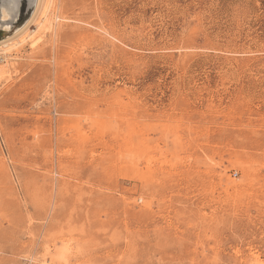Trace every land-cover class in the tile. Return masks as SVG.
<instances>
[{
  "label": "rangeland",
  "instance_id": "1",
  "mask_svg": "<svg viewBox=\"0 0 264 264\" xmlns=\"http://www.w3.org/2000/svg\"><path fill=\"white\" fill-rule=\"evenodd\" d=\"M47 1L0 55V264H264V0Z\"/></svg>",
  "mask_w": 264,
  "mask_h": 264
},
{
  "label": "bare ground",
  "instance_id": "2",
  "mask_svg": "<svg viewBox=\"0 0 264 264\" xmlns=\"http://www.w3.org/2000/svg\"><path fill=\"white\" fill-rule=\"evenodd\" d=\"M46 1L47 0H36L34 9L26 22L22 26H20L17 31L0 40V55L4 54L2 62L7 61L5 58H7L6 56L7 54H9L8 52L10 50L17 46H20L26 41L27 37L29 36V34L26 35V33L29 30L31 24L35 23L36 30L46 27V25L44 24V21H46L45 13L47 12L48 7V1ZM1 16L3 19H5L7 13L4 11ZM34 31L35 30H33L32 32ZM6 68L7 64L0 65V76H2L4 72H6Z\"/></svg>",
  "mask_w": 264,
  "mask_h": 264
},
{
  "label": "water",
  "instance_id": "3",
  "mask_svg": "<svg viewBox=\"0 0 264 264\" xmlns=\"http://www.w3.org/2000/svg\"><path fill=\"white\" fill-rule=\"evenodd\" d=\"M36 0H0V40L14 33L31 15ZM7 13L5 19L3 12Z\"/></svg>",
  "mask_w": 264,
  "mask_h": 264
}]
</instances>
